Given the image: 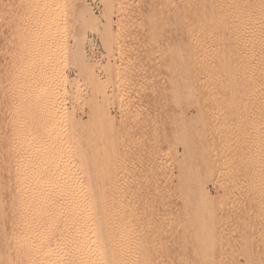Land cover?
<instances>
[{"label": "rangeland", "instance_id": "obj_1", "mask_svg": "<svg viewBox=\"0 0 264 264\" xmlns=\"http://www.w3.org/2000/svg\"><path fill=\"white\" fill-rule=\"evenodd\" d=\"M192 2L0 0V264H40L35 245L26 247L36 226L32 192L44 185L35 146L48 133L37 127L30 103L40 88L53 101L64 147L83 144L91 162L81 167L72 150L69 183L80 187L92 172L117 192L121 206L139 215L129 235L151 223V240L129 246L124 262L147 252L163 255L159 264H264V97L249 88V77L229 73L201 87L209 83L200 76L221 70L215 62L204 63L198 78H184L191 73L179 63L190 58L183 42L216 51L234 25L200 29ZM79 11L88 17L84 29ZM46 14L56 19L52 35ZM240 39L239 56L251 66L249 34ZM28 251L36 252L30 261Z\"/></svg>", "mask_w": 264, "mask_h": 264}, {"label": "bare ground", "instance_id": "obj_2", "mask_svg": "<svg viewBox=\"0 0 264 264\" xmlns=\"http://www.w3.org/2000/svg\"><path fill=\"white\" fill-rule=\"evenodd\" d=\"M49 2H50V0H49ZM192 3L194 4V5L191 4V6L193 5L194 13H196V19L198 18L197 26L200 27V29L203 27H205L204 29H206V27L210 28L211 25L213 26L214 24H216V23H214V21L215 22L219 21V23H217V24H219L220 27L226 26L227 22L232 23V24L234 23V25H232L233 30L228 29L229 31H227V33L226 32L223 33V35H222L223 38L220 37V38H222L219 41V42H221V45H220L219 50H216V51L213 50L212 47H209V48H211L210 49L211 51L208 48L206 50L201 48L202 45L197 44L199 42H197L196 44L192 43L190 41V38L188 37V36H190L188 34L189 32L186 33V34H188L187 37L189 39L186 41V43H185V41L184 42L182 41L184 44L182 47H184L185 45H188L187 47L189 49L186 46L185 47L187 50H189L188 54H189L190 58L189 59L186 58L188 60V61L186 60L187 63L185 61L183 63L179 62L181 65V68L184 65V67H183L184 69H182V71L183 70L184 71L182 73H185V69H187V70L189 69L188 71H190L191 74H188V76L192 75V76H195V78H198V76L201 74L202 65L204 63L215 62L218 65L219 69H221V70L215 76H209L210 74H208V75L206 74L207 76H205V74L202 73L203 75L201 74L202 77L200 76V78H201L200 81L205 82V84L208 82L209 84H206L205 86H202L200 84L201 87L208 86V88H209L211 83H216V82L218 83L220 77H223L221 72L223 74L226 73L225 74L226 76H227V73H229L230 77L232 76L233 80L236 78L238 79L239 77L240 78L241 77H244V78L249 77L250 79L247 78L251 81V82L249 81V83H251L249 88L257 89L258 90V96H261V98H263L264 97V0H193ZM51 4L49 3V5H51ZM71 5H73V4H71ZM178 7H181V6H178ZM182 7H183V5H182ZM48 11H49V9H48ZM74 11H76V10L74 9ZM188 11H187V13H188ZM190 11H191V9H190ZM40 12H42V11H39L37 13L39 14ZM184 13H185V11H184ZM89 18H91V17L89 16ZM55 21H56V19L54 20L53 16H51L50 14H46L44 16L45 31L47 30L46 31L47 35L54 32V31H52L53 30L52 26H54V24L56 23ZM77 21L81 24L80 25L78 23L80 26V29H84L88 23L87 22L88 17L86 14L80 13V11H79L78 15H77ZM195 26H193V27H195ZM181 27H183V26H181ZM192 30H194V29L192 28ZM183 32H184V29H183ZM243 33L249 34V38L251 40L250 47H252L254 54L256 52L255 62L251 66H249L248 64L245 63V60L243 57L239 56V53L242 51V42H241L240 37H241V34H243ZM50 40H52V39H50ZM47 41H49V39ZM174 45H176V44H174ZM187 50H186V52H187ZM201 50H203V51L205 50V51L202 52ZM42 51H44V50H42ZM172 51H173V49H172ZM78 55H81V56L83 55L82 50H81V52L79 51ZM78 55H77V57H78ZM52 56H53V54H52ZM183 56H184L183 58L186 57L185 53ZM191 56H192V59H191ZM49 62L47 64H44V65H46V66L50 65ZM53 65H50V66H53ZM42 68H45V70H46V67H42ZM34 71H35V69H34ZM39 71H40V69H39ZM113 73L114 72L110 71V73H108V74L112 75ZM182 73H181V75H182ZM229 74H228V77H229ZM92 75L93 74L91 72V76ZM186 75L187 74L185 73V76H184V74L182 76H184V78L186 77L189 79L190 76L188 77ZM203 76H205V78ZM109 78H111V77H109ZM192 78H194V77H192ZM202 78H204L205 81ZM177 79H178V76H177ZM178 80H181V78ZM183 80L184 79L182 77V83L184 84L185 80H184V82H183ZM31 81H32V79H31ZM186 82H185V85H186ZM41 85H42V83H41ZM41 87H44V86H41ZM49 87H50V85H49ZM183 87H184V85H183ZM189 87L190 86H188V88ZM184 88H186V87H184ZM38 90H35V91H38ZM186 90H185V92H186ZM41 91L43 93L42 88H40L39 92H41ZM42 93H40L39 97H37L36 96L37 93H35L36 94L35 96L37 98L30 101V103H32L34 105V107L32 106V108H33V112L35 114V116H34L35 120L34 121H35V123L38 122L37 127L40 128V131H46L48 133L47 134L48 137L46 136L47 141L41 140L42 137L41 138L38 137L40 140L37 141L38 144L35 146L36 152L34 151L36 153L37 159L41 163V165L39 166V171H38L40 173L38 175V177L41 179L39 181L43 182L45 186L47 185V188L44 187V185L41 183V185L43 187L39 186V185H38V187H42V189L40 188L38 190L35 188L36 191L33 190V192H32V193L36 192L35 194H32V197L34 195L35 200H31V201H33V203H31V204L35 203L34 204L35 210H34L33 206H31L32 208H30V207L29 208H30V210L33 209L32 211H34L33 212L34 215H31L32 218L34 217L33 218L34 220L33 221L31 220V221L33 223H36V226L33 225L34 226L33 227L32 225H29V227L32 226L35 229V230L32 229L33 231H35V234L33 231H31V233H32L31 235H33V237H34V243L29 242L30 243V244L28 243L29 246H26V247H30V245H33V246L35 245L34 248H36V252L38 254L35 255L36 252H34L35 254L34 253L30 254V252L28 251V255L30 254L33 257L29 256L30 258L27 257L25 259L24 256L27 255L26 254L27 252H26L24 255H22L24 257L23 259L30 261L31 258H34V255H35L36 259H37V257L40 258V264H127L122 259L121 254L124 253L126 251V249L129 248V246L130 247L132 245L139 246L140 244L148 243V241L151 240V239H148L149 237L147 236L150 234L149 232H151V230H153L152 228L150 229V227H152L151 223L149 225L148 222L147 223L144 222L142 225V228L140 227L141 228L140 231H137V232L129 235V233H128L129 230L133 229L132 228L133 220H134V218H136L135 220H137V216H139V215L134 216L135 211H137V210L132 211V213L134 212L132 215L131 210L127 211V209H124L125 207L121 206L120 195L117 192L107 190L104 186L105 183H102L100 181V179H98L95 175L92 174V172H88L87 174H85L84 178L82 177L84 180H81V181H84V182H82L83 185H81L80 187L79 186L73 187L72 184L69 183L70 182L69 177L64 176L65 173H67L69 171L66 168L67 166L65 163L68 162V159L70 158V152L72 150L75 151L77 158L78 157L80 158L81 167L83 166V164L86 165V167H87L88 163H89L88 166L90 167L91 162L87 163V161H88L87 157H86L87 155L85 156L86 153L84 154V152L82 151L83 144L80 145L79 142L75 141L73 143L72 147H68L67 149L64 147L66 145V143L64 142V137H67V136H65L63 134V131H62V128L60 127V124L58 122H56L57 116L54 113V110L51 106L53 101H52V99H49V96L47 95L48 92L47 93L44 92V94H42ZM49 95H50V93H49ZM27 98H29V97H27ZM50 101H52L51 104L49 103ZM261 103H263V102H261ZM56 106H58V105H56ZM56 110H57V108H56ZM71 122H72L71 124L73 125V127H75L76 123L74 122V120H72ZM76 126H77V124H76ZM70 127H72V126H70ZM75 128L74 129L71 128L70 130L74 131ZM76 130H78V129H76ZM46 132L45 133L42 132V133L46 134ZM41 135L43 136V134H41ZM69 145L71 146V144H69ZM74 147L76 148V150L74 149ZM70 148H72V149L70 150ZM72 159H73V157H72ZM94 163H98V162H94ZM71 164H72V161H71ZM80 164H79V166H80ZM96 166H98V165H96ZM83 167H85V166H83ZM86 171H87V168L85 169V172ZM29 203H30V201H29ZM24 204H25V202H24ZM20 205H21V203H20ZM23 222H24V219H23ZM28 224H31V223H28ZM24 225H25V223H24ZM26 226H27V224H26ZM35 227H37V228H35ZM147 233H149V234H147ZM27 236H28V234H27ZM196 239H197V237H196ZM200 239H202V238H200ZM199 240H197V241L199 242ZM25 249L27 250L28 248H25ZM33 250H35V249H33ZM33 250H32V252H33ZM22 251L25 252L24 249ZM148 251H150V250L148 249ZM157 256H160V255L151 254V253L148 254L147 252H145V253H142L140 256H138L139 257L138 262H133L131 264H159V261H161V260L163 261L164 258H163V255H161L162 256L161 259ZM20 258H21V256H20ZM36 259L34 261H36ZM32 261H33V259H32ZM37 262H35V264ZM160 264H162V262Z\"/></svg>", "mask_w": 264, "mask_h": 264}]
</instances>
